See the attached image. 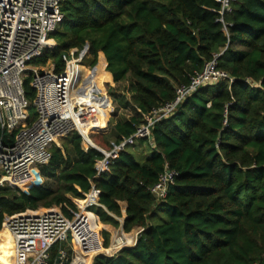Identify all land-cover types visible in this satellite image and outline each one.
Here are the masks:
<instances>
[{
	"label": "trees",
	"instance_id": "obj_1",
	"mask_svg": "<svg viewBox=\"0 0 264 264\" xmlns=\"http://www.w3.org/2000/svg\"><path fill=\"white\" fill-rule=\"evenodd\" d=\"M229 9L220 15L216 0H64V18L51 34L56 48L34 62L51 60L58 74L61 52L88 46L91 67L98 56L106 61V77L98 80L103 93V82L129 81L130 99L117 109L134 114L109 121L106 131L86 127L89 139L101 135L104 150L133 136L143 116L171 102L206 63L215 60L232 81L197 89L98 177L94 164L102 155L84 150L77 132L67 135L39 168L41 185L27 192L0 187V231L5 216L53 207L67 213L70 199H83L94 186L101 207L90 211L101 224L119 227L125 202L123 231H143L133 247L99 254L92 264H264V0H234ZM24 91L33 102L30 78ZM13 139L0 127L4 146ZM166 164L178 177L159 202L150 188ZM102 234L106 248L110 235ZM61 249L70 259L71 250L57 243L49 264Z\"/></svg>",
	"mask_w": 264,
	"mask_h": 264
},
{
	"label": "built area",
	"instance_id": "obj_2",
	"mask_svg": "<svg viewBox=\"0 0 264 264\" xmlns=\"http://www.w3.org/2000/svg\"><path fill=\"white\" fill-rule=\"evenodd\" d=\"M63 1L0 0V127L8 134H14L10 146H4L0 141V187L9 186L27 192L36 186L39 168L49 163L52 147L59 146L58 141L73 132L81 136L84 150L91 147L102 155L94 164L98 177L109 170L112 159L125 151L127 145H133L138 139H150L152 126L170 117L197 89L223 80L232 81L227 73L216 68L215 60L208 62L187 85L176 89L171 102L144 115L143 123L133 136L119 144L111 143L109 150L92 145L88 131L81 130L77 122L78 115L82 110L92 108L90 102H96L103 110L110 100L93 81L97 64L91 68L81 65L89 54V47L67 51L62 56L64 69L58 74L50 60L29 67L35 59L56 48L51 34L64 18L61 12ZM216 1L222 6L219 12L222 15L230 10L229 4L234 0ZM26 78H30V86L35 92L33 102L25 96ZM108 124L107 120L101 131H106ZM177 177L178 173L166 164L150 188L156 201L166 199ZM99 197L100 191L91 186L83 199H70L73 206L66 208L67 213L53 207L5 216L0 231V238L4 240L0 239V247L6 244L9 247L12 256L8 264H49L50 250L57 243L65 244L71 255L67 260L66 251L61 249L52 264H80V258L91 252L94 257L99 254L112 257L123 248L133 247L143 229L137 228L134 235L126 234L131 236L130 242L122 234L109 247H104L100 229H97V217L90 211L93 207H101Z\"/></svg>",
	"mask_w": 264,
	"mask_h": 264
},
{
	"label": "rangeland",
	"instance_id": "obj_3",
	"mask_svg": "<svg viewBox=\"0 0 264 264\" xmlns=\"http://www.w3.org/2000/svg\"><path fill=\"white\" fill-rule=\"evenodd\" d=\"M67 53V51L65 52H61L60 55H65ZM61 56V57H62ZM51 61V60H50ZM40 65H43V64H36L34 61L31 62L29 64V67H37V66H40ZM81 65H83L84 67L86 68H91V58L90 57H87L85 58ZM82 71H85L84 69H82ZM102 87L104 89V93L105 95L108 97V99L110 100V103H111V106H112V111L110 112L109 114V117L107 116V112H109V110H107V112L105 111V109H103V112L106 113V117L108 119V121H117V120H120V119H127L129 118L131 115L134 114V112L130 109V108H126L124 109L121 105V107L119 109H117V106L120 105V103H122V101H128V99H130V93L128 91V88H129V81L128 80H125V81H122L120 83H113V82H110V83H107V82H103L102 83ZM119 104V105H118ZM90 112H99V111H102L100 108H89L88 109ZM96 121V120H95ZM87 124V123H86ZM85 127L87 125H84ZM108 129H109V124H108ZM107 129V130H108ZM97 132H102L101 130L100 131H97ZM101 139V135L100 134H97L95 133L93 135V138H90V140L94 143V145L98 146V147H102L100 145V143L97 142V140H100ZM58 144L60 145V140L58 141ZM41 179V178H40ZM36 186H39V185H36ZM43 209H40L38 211H41ZM98 227L97 228L99 230V236L101 238V241L103 242V245H104V237H103V230H102V227L98 224ZM137 229V228H136ZM133 231V230H132ZM128 232V233H123L121 231H117V232H114L113 236H112V239L110 238V241H109V245L108 247L110 246L111 242L114 241V239L120 237L122 234L126 236V234H131V232ZM1 237V236H0ZM128 237V236H127ZM1 240H4L3 238H0ZM129 240V239H128ZM8 245L6 244L5 247L1 248L2 250V254L0 255V260L2 262H8V259H9V247H7ZM94 256H92L91 258V261L93 260ZM88 259L85 261V264H88Z\"/></svg>",
	"mask_w": 264,
	"mask_h": 264
},
{
	"label": "bare ground",
	"instance_id": "obj_4",
	"mask_svg": "<svg viewBox=\"0 0 264 264\" xmlns=\"http://www.w3.org/2000/svg\"><path fill=\"white\" fill-rule=\"evenodd\" d=\"M103 64L101 70H102V76L96 78L94 80V82H96V88H98L99 90H101L102 92V89L100 88V86L98 85V80L101 79V78H105L106 75H104L103 73V69L105 67V63L104 61H101L99 63H97V66H96V69L98 68V66L100 64ZM95 69V70H96ZM103 93V92H102ZM89 105L93 108H97L96 105H93L91 103H89ZM109 105V104H108ZM107 112V111H106ZM97 120V122L95 121ZM107 117H106V113L105 112H101V111H97L95 113L93 112H90L89 110H85V111H81L78 115V119H77V122L79 123V126L81 127V130H83L84 132H87V126H92L94 128H101V129H104L106 127V124H107ZM87 123V124H86ZM84 125H87L86 127ZM90 141V139H89ZM91 142V141H90ZM92 145H94L92 142H91ZM36 183V182H35ZM12 256L11 252L9 251V258ZM1 261V260H0ZM5 264H8V262H3Z\"/></svg>",
	"mask_w": 264,
	"mask_h": 264
},
{
	"label": "crops",
	"instance_id": "obj_5",
	"mask_svg": "<svg viewBox=\"0 0 264 264\" xmlns=\"http://www.w3.org/2000/svg\"><path fill=\"white\" fill-rule=\"evenodd\" d=\"M102 56H103V55H102ZM103 58H104V56H103ZM98 60H99V56H98ZM104 60H105V58H104ZM105 63H106V61H105ZM105 67H106V65H105ZM100 109H101V108H100ZM101 110H102V109H101ZM38 181H40V184H39V182L36 181V184H37V185H41L42 182H43V181L40 179V176H39ZM119 205H120V208H121V218H118V219H117V221L119 222V227H114V226H112V225H103V224H101V223L99 222V220H98V218H97L99 225L102 227V230L105 231V232H107V233H109L111 239H112V236H113L114 232L121 231V232L124 233V231H123V220L126 218V214H125L126 203H125V202H119ZM136 231H137V229H133V231L131 232V234L134 235V234L136 233ZM129 234H130V233H129ZM126 236H128V235H126ZM128 239H129L128 241L130 242L131 236H128ZM92 253H94V252L89 253L87 257H83V256H82V257L80 258V264H85V261H86L87 259L89 260V261H88V264H92V261H91Z\"/></svg>",
	"mask_w": 264,
	"mask_h": 264
},
{
	"label": "water",
	"instance_id": "obj_6",
	"mask_svg": "<svg viewBox=\"0 0 264 264\" xmlns=\"http://www.w3.org/2000/svg\"><path fill=\"white\" fill-rule=\"evenodd\" d=\"M57 263H59V260L57 261Z\"/></svg>",
	"mask_w": 264,
	"mask_h": 264
}]
</instances>
